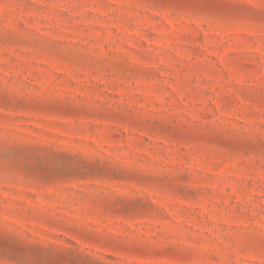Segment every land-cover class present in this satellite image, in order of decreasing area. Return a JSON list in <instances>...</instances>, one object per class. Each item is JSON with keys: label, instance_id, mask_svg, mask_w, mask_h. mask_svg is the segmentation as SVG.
Segmentation results:
<instances>
[{"label": "rangeland", "instance_id": "rangeland-1", "mask_svg": "<svg viewBox=\"0 0 264 264\" xmlns=\"http://www.w3.org/2000/svg\"><path fill=\"white\" fill-rule=\"evenodd\" d=\"M0 264H264V0H0Z\"/></svg>", "mask_w": 264, "mask_h": 264}]
</instances>
